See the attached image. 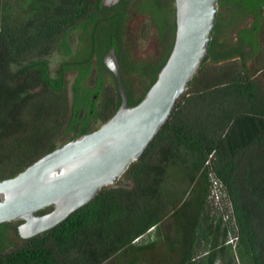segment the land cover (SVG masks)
Segmentation results:
<instances>
[{
  "label": "trees",
  "instance_id": "1",
  "mask_svg": "<svg viewBox=\"0 0 264 264\" xmlns=\"http://www.w3.org/2000/svg\"><path fill=\"white\" fill-rule=\"evenodd\" d=\"M100 2L0 0V180L52 152L60 135L87 134L119 108L115 78L104 88L102 59L111 47L119 53L127 17ZM134 10L155 27L161 55L133 58L132 90L123 82L129 106L157 79L176 31L174 0H139ZM257 33L251 64L203 59L117 183L20 244L8 234L11 223H0V264H144L159 246L160 264H264V25ZM54 52L63 60L52 76ZM210 171L223 185L218 206L209 198Z\"/></svg>",
  "mask_w": 264,
  "mask_h": 264
},
{
  "label": "water",
  "instance_id": "2",
  "mask_svg": "<svg viewBox=\"0 0 264 264\" xmlns=\"http://www.w3.org/2000/svg\"><path fill=\"white\" fill-rule=\"evenodd\" d=\"M122 0H101L112 7ZM176 31L167 61L136 105L129 106L116 48L103 57L120 95L117 111L93 131L71 139L13 177L0 180V223L22 220L23 239L45 232L119 181L173 113L206 58L218 0H174ZM52 207L44 214L38 211Z\"/></svg>",
  "mask_w": 264,
  "mask_h": 264
},
{
  "label": "flooded vegetation",
  "instance_id": "3",
  "mask_svg": "<svg viewBox=\"0 0 264 264\" xmlns=\"http://www.w3.org/2000/svg\"><path fill=\"white\" fill-rule=\"evenodd\" d=\"M137 2H139V0H122L114 6L107 8L108 14L113 15L117 10H121L120 12L126 14L127 17L125 19V25L123 27L121 35L122 37L120 39L119 53H116L119 58L122 82H124V84L128 86L129 89H131L133 86V79L129 72L132 69V62L134 57L132 56L131 51L126 45L125 30L128 16L130 13L135 11L134 6ZM263 25L264 0H218V4L216 7V21L211 32V40L209 42L208 53L206 56L207 61L217 59L219 63L237 60H244L250 63L253 62L259 55L258 54L254 56L252 54L254 45L259 42L256 37V35L258 34L257 29ZM211 43L212 48H210ZM141 61L142 60H137V62ZM92 65V71L94 72L97 69L96 57L92 58ZM104 71L106 78L109 79V82L106 79L104 88L109 89L114 84V76L106 66ZM96 96L97 95L93 96V101L95 100ZM63 135L67 136L66 142L70 141L73 136L72 133ZM51 209L52 207L50 209H47L45 213L50 211ZM22 222V220H15L10 222L11 226L8 229V234L14 237V244H18L19 240L23 239L18 234V226Z\"/></svg>",
  "mask_w": 264,
  "mask_h": 264
},
{
  "label": "rangeland",
  "instance_id": "4",
  "mask_svg": "<svg viewBox=\"0 0 264 264\" xmlns=\"http://www.w3.org/2000/svg\"><path fill=\"white\" fill-rule=\"evenodd\" d=\"M125 41L126 45L132 53V56L137 60H152L160 56L161 46L159 43L158 35L155 27L151 24L148 16L138 13L132 12L129 14L128 19L126 21V30H125ZM63 57L54 52L50 58L49 69L52 76H54L62 62ZM248 64H251L248 62ZM75 72H69L66 75V89L69 98H71V86L75 78ZM107 79V78H106ZM109 82V79H107ZM136 82V81H135ZM86 87L91 88L94 85L92 79H88L85 83ZM135 91L140 93L142 88L136 82ZM97 97L95 100H97ZM67 141L66 135H61L56 140V145L61 146L65 144ZM20 244V243H18ZM162 246L156 247L155 250L148 253L153 259L150 262H146L144 264H160L157 261L158 255L162 252Z\"/></svg>",
  "mask_w": 264,
  "mask_h": 264
},
{
  "label": "built area",
  "instance_id": "5",
  "mask_svg": "<svg viewBox=\"0 0 264 264\" xmlns=\"http://www.w3.org/2000/svg\"><path fill=\"white\" fill-rule=\"evenodd\" d=\"M209 177L211 182L209 198L215 206H218L222 202L224 196L223 185L212 171H210ZM235 240L236 238H231L229 242L234 244Z\"/></svg>",
  "mask_w": 264,
  "mask_h": 264
}]
</instances>
